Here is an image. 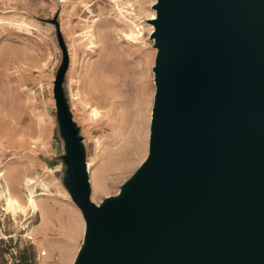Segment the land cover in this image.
<instances>
[{
  "label": "water",
  "instance_id": "water-1",
  "mask_svg": "<svg viewBox=\"0 0 264 264\" xmlns=\"http://www.w3.org/2000/svg\"><path fill=\"white\" fill-rule=\"evenodd\" d=\"M151 8L147 153L99 204L55 96L62 183L84 223L71 264H264V0Z\"/></svg>",
  "mask_w": 264,
  "mask_h": 264
},
{
  "label": "rangeland",
  "instance_id": "rangeland-1",
  "mask_svg": "<svg viewBox=\"0 0 264 264\" xmlns=\"http://www.w3.org/2000/svg\"><path fill=\"white\" fill-rule=\"evenodd\" d=\"M138 1L119 10L112 0H0V264H71L81 244L84 223L62 183L57 93L85 162L108 178L110 188L94 199L90 180L94 204L115 195L144 159L134 163L147 153L155 0ZM129 21L140 27L136 42L124 37ZM89 107L100 116L93 119ZM8 196L39 208L13 215Z\"/></svg>",
  "mask_w": 264,
  "mask_h": 264
},
{
  "label": "bare ground",
  "instance_id": "bare-ground-1",
  "mask_svg": "<svg viewBox=\"0 0 264 264\" xmlns=\"http://www.w3.org/2000/svg\"><path fill=\"white\" fill-rule=\"evenodd\" d=\"M112 1H113L112 3H115V5L117 6V8L119 10H120V6H122V5H128V6L132 7L133 4L135 5V4H138V2H139L138 0H128L127 3L123 4V3H120L121 2L120 0H112ZM148 18H149L148 19L149 21L154 19L155 18L154 17V12L149 13L148 14ZM129 22L130 23H128V25H127V22H126V27H127L128 31L126 33H124V37L127 40H129L130 42H136V41L139 40L140 35H141L140 27L137 24H135L134 22H132V21H129ZM89 109H90L91 117L93 119H96L98 116H100V112H99V110L97 108L89 107ZM142 126H143V124H142ZM134 130H133V132H134ZM136 133H138V132H136ZM132 137H134V136L132 135ZM145 137H146L145 139L147 141V130L145 132ZM131 140H132V138H131ZM146 141H145L144 144H147ZM134 149H135V147H134ZM132 152L134 154L135 150H132ZM139 153H141V155L139 157L137 156L138 158L134 162L135 164L138 163V161L142 157L145 156V154H146L145 148L143 149V151H141ZM133 154L130 153V154H127L124 158L122 157L123 159L119 160L118 165L119 166H125V164H128L129 161H130V158L132 157ZM86 169H87L88 182L90 184V187H91V182H92V186H93V193H92V187H91L92 199L98 198L102 193H104L108 188H110V185L108 184V178L106 176H103V175L102 176L95 175L94 171L91 169V163L89 161L88 162L86 161ZM90 180H91V182H90ZM90 199H91V197H90ZM6 205H7V209H9L12 212L13 215H16V213H18V212L25 213V210H26L27 207H31L33 210H37V208H39V207H37L35 201L32 200L31 198H29V200L25 203V205H22L17 199H15V198H13L11 196H8V198L6 199ZM77 213L80 216L79 211H77ZM42 215H43V212H42ZM74 257H75V255H74Z\"/></svg>",
  "mask_w": 264,
  "mask_h": 264
}]
</instances>
